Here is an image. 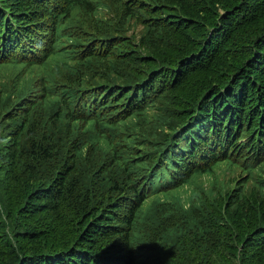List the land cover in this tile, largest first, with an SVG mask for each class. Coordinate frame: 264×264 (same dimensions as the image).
Listing matches in <instances>:
<instances>
[{"label": "trees", "instance_id": "trees-1", "mask_svg": "<svg viewBox=\"0 0 264 264\" xmlns=\"http://www.w3.org/2000/svg\"><path fill=\"white\" fill-rule=\"evenodd\" d=\"M3 26L61 63L0 100V264H264V0H0Z\"/></svg>", "mask_w": 264, "mask_h": 264}, {"label": "bare ground", "instance_id": "bare-ground-1", "mask_svg": "<svg viewBox=\"0 0 264 264\" xmlns=\"http://www.w3.org/2000/svg\"><path fill=\"white\" fill-rule=\"evenodd\" d=\"M18 29H19V27L16 26V30H18ZM6 38H7V36H5L3 33V30H1L0 31V58L1 57H7L8 61H10V60L16 61V62L19 61V57L22 56L21 50L19 51L20 53H18V52H14V53L13 52H7L6 53V44H7ZM28 61H30V59ZM23 75H25V74H23Z\"/></svg>", "mask_w": 264, "mask_h": 264}, {"label": "rangeland", "instance_id": "rangeland-1", "mask_svg": "<svg viewBox=\"0 0 264 264\" xmlns=\"http://www.w3.org/2000/svg\"><path fill=\"white\" fill-rule=\"evenodd\" d=\"M259 27H262V25H260ZM28 74H31V72H27ZM228 175H229V178H230V180H231V182L232 183H234V181H235V177L237 176L234 172H228ZM187 190V192H188V189H186ZM159 193H157L156 194V196L158 195ZM179 195H180V198H181V200H184V203H186L187 201H186V198H187V196H186V193L185 192H183V191H179ZM23 217H25V216H23ZM239 224V223H238ZM227 245H229L228 243H227ZM228 248H230L229 246H227ZM223 252H226V250H222L221 251V253L220 254H222ZM219 255V254H218Z\"/></svg>", "mask_w": 264, "mask_h": 264}]
</instances>
